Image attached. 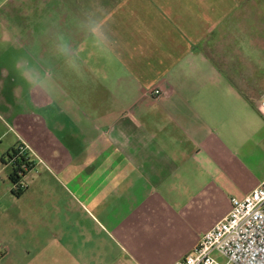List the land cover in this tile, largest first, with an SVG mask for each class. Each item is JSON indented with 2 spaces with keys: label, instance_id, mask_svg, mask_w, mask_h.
<instances>
[{
  "label": "crops",
  "instance_id": "1",
  "mask_svg": "<svg viewBox=\"0 0 264 264\" xmlns=\"http://www.w3.org/2000/svg\"><path fill=\"white\" fill-rule=\"evenodd\" d=\"M11 6L0 162L25 143L44 175L0 201V264H172L231 210L193 232L201 205L264 181V0Z\"/></svg>",
  "mask_w": 264,
  "mask_h": 264
},
{
  "label": "built area",
  "instance_id": "2",
  "mask_svg": "<svg viewBox=\"0 0 264 264\" xmlns=\"http://www.w3.org/2000/svg\"><path fill=\"white\" fill-rule=\"evenodd\" d=\"M152 94L158 98L162 92L155 88ZM259 107L264 116V100ZM14 149L27 155L25 143ZM230 202L228 215L207 230L186 257L172 264H250L253 255L264 261V181L243 199L233 197ZM214 253L223 255L227 262L221 263Z\"/></svg>",
  "mask_w": 264,
  "mask_h": 264
},
{
  "label": "rangeland",
  "instance_id": "3",
  "mask_svg": "<svg viewBox=\"0 0 264 264\" xmlns=\"http://www.w3.org/2000/svg\"><path fill=\"white\" fill-rule=\"evenodd\" d=\"M15 0H0V16L5 14L6 12H10L12 14H18V8L17 7H13L11 6L14 3ZM68 1V0H66ZM250 15L252 17L251 20V25L249 27V30L251 33L256 34L257 31V25H258V21H254L253 16H257L258 15V7L259 6H254V4H251L250 6ZM257 18V17H256ZM1 34V32H0ZM256 36V35H255ZM257 41V36L254 38H250V40L248 41L249 46L251 45H255ZM7 166V165H5ZM3 168V169H2ZM0 169H2V171H0V201L4 202L5 204L11 203V201H13V204L22 205L23 202V198L20 197H14L12 195V184L9 181L8 177V171H10V165H8L6 168H4V164H2L0 162ZM33 170V169H32ZM35 172H33V174L29 175L27 178H24V181L22 182L21 185L28 187L30 180L33 177H41V175H44L43 173H41V170L39 169V171L36 170V168L34 169ZM37 172V173H36ZM234 197H240V190L239 189H232V188H227L225 186L224 189V194L222 196V198L219 200L218 204L215 207H210L207 204H205V207H203L202 205L201 210H199V212L196 214L195 219L193 221V232H201L203 230H206V227L210 224H212L216 219H218V216L224 215L226 214L229 209L231 208V202L230 199H232ZM215 219V220H214ZM192 234H190L191 236ZM214 256L217 258V260H219L221 263H225L227 262V259L224 258L223 255L219 254V253H214Z\"/></svg>",
  "mask_w": 264,
  "mask_h": 264
},
{
  "label": "trees",
  "instance_id": "4",
  "mask_svg": "<svg viewBox=\"0 0 264 264\" xmlns=\"http://www.w3.org/2000/svg\"><path fill=\"white\" fill-rule=\"evenodd\" d=\"M5 164L11 167V173L8 179L13 185L12 192L15 196H21L26 190V186L21 184L29 171L32 170L33 164H31L26 154H21L14 148L8 152Z\"/></svg>",
  "mask_w": 264,
  "mask_h": 264
},
{
  "label": "clouds",
  "instance_id": "5",
  "mask_svg": "<svg viewBox=\"0 0 264 264\" xmlns=\"http://www.w3.org/2000/svg\"><path fill=\"white\" fill-rule=\"evenodd\" d=\"M250 264H264V261L257 260L255 255H253L251 260H250Z\"/></svg>",
  "mask_w": 264,
  "mask_h": 264
}]
</instances>
